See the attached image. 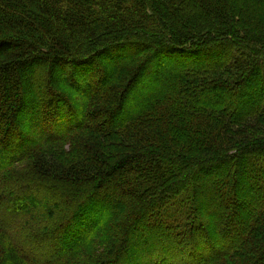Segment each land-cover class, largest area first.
<instances>
[{
    "label": "trees",
    "instance_id": "trees-1",
    "mask_svg": "<svg viewBox=\"0 0 264 264\" xmlns=\"http://www.w3.org/2000/svg\"><path fill=\"white\" fill-rule=\"evenodd\" d=\"M0 264H264V0H0Z\"/></svg>",
    "mask_w": 264,
    "mask_h": 264
},
{
    "label": "rangeland",
    "instance_id": "rangeland-1",
    "mask_svg": "<svg viewBox=\"0 0 264 264\" xmlns=\"http://www.w3.org/2000/svg\"><path fill=\"white\" fill-rule=\"evenodd\" d=\"M131 53H133V51H127L126 53H124V54H122V55H130ZM123 57V56H122ZM180 63V62H179ZM170 64L171 63H169V62H164L163 63V67H169L170 66ZM33 201V200H32ZM32 201H31V198H28V197H20L18 200H17V202L18 203H25V204H27V208H30V206H33V203H32ZM94 206L91 208V211L92 210H95L96 209V207H99V203H95V204H93ZM97 210V209H96ZM91 215L92 216H96L97 215V213H91ZM233 220L234 221H237V222H239L240 221V216H239V218H238V216H234L233 217ZM239 232V230H236L235 232H234V234H236V233H238ZM27 244L28 245H33L34 246V248H39L40 249V252H41V254H43V256H45L46 254H48L47 253V250H46V248H44V247H42V246H40L36 241H32V242H27Z\"/></svg>",
    "mask_w": 264,
    "mask_h": 264
}]
</instances>
